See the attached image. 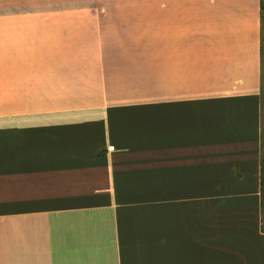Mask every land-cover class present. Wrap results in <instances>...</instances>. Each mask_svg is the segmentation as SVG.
<instances>
[{"label": "crops", "instance_id": "obj_1", "mask_svg": "<svg viewBox=\"0 0 264 264\" xmlns=\"http://www.w3.org/2000/svg\"><path fill=\"white\" fill-rule=\"evenodd\" d=\"M261 0H0V264H264Z\"/></svg>", "mask_w": 264, "mask_h": 264}, {"label": "rangeland", "instance_id": "obj_2", "mask_svg": "<svg viewBox=\"0 0 264 264\" xmlns=\"http://www.w3.org/2000/svg\"><path fill=\"white\" fill-rule=\"evenodd\" d=\"M264 5V0H263ZM263 23L261 26V72H262V88H261V114H262V165L264 168V10L262 12Z\"/></svg>", "mask_w": 264, "mask_h": 264}, {"label": "trees", "instance_id": "obj_3", "mask_svg": "<svg viewBox=\"0 0 264 264\" xmlns=\"http://www.w3.org/2000/svg\"><path fill=\"white\" fill-rule=\"evenodd\" d=\"M264 10L263 0H261V26L263 23L262 12ZM261 193H262V207H263V223H264V168L262 165V177H261ZM264 228V227H263Z\"/></svg>", "mask_w": 264, "mask_h": 264}]
</instances>
